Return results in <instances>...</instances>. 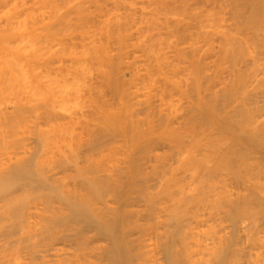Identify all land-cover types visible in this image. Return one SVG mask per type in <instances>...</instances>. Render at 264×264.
<instances>
[{
	"label": "bare ground",
	"instance_id": "bare-ground-1",
	"mask_svg": "<svg viewBox=\"0 0 264 264\" xmlns=\"http://www.w3.org/2000/svg\"><path fill=\"white\" fill-rule=\"evenodd\" d=\"M58 1H60V4L57 3ZM90 1L92 0H0V264H264V157H261L262 155L264 156V152L261 156L258 154L253 155L254 152L251 151L252 148H250V145L247 148V144L249 143L244 144V142L241 143L242 141L240 140L241 145L244 144L242 147L239 140H236L241 138L239 136L235 139V143L238 144V146L240 145L241 148L235 145V143H232L233 145L229 142L225 143L230 144L231 146H229V148L232 149L238 147L234 149H240L239 151H243L245 148V152L243 151V153H246V156L243 154L244 157L242 154L241 157L237 150V154L235 153V150H233V152L231 150H226L227 153H224V149L222 148L221 151L224 154H221L222 152H219L221 148L218 150L216 148L209 150L205 145L193 144L196 145V147L201 146L203 148L196 153L193 152L194 150H191L194 148H191L190 144L192 140L190 139V147H188L189 149H186L185 147L187 146L184 147L185 144L182 145L185 140L186 142L188 141L185 139V135V140L181 142L180 135L179 140L177 137L178 135H176L177 132L173 133L176 130L174 128L177 125L176 121L173 122L176 123V125L174 124V127L170 124V121L175 117H172V114L175 112V108L178 106L177 104L179 102L174 104L175 102H171L173 101L172 99L168 102H162L164 110H168V116L173 110L171 113L172 116H169L170 119L172 118L171 120L166 119L167 115L161 110L155 114L156 118L155 115L152 116V111L154 109H152V103L150 104L151 101L149 102L148 100L151 99L152 96L153 98L154 96L157 97L156 93H153L155 91L154 85L156 82L153 81V77L150 76L152 74L145 73L139 75L140 71L137 72V70L133 73L134 76L135 73H137V76H135L136 81H134L135 78H133L131 79L133 80V82H131L132 84L130 83L134 90H132V92L130 91L132 95L128 91V94L131 96H129V98L127 96L126 98L129 100L131 97L132 102L130 100V102H127L124 97L125 101L124 103H121L123 104L121 108L123 115L122 113H118L122 115L121 117H118L116 113H113V107L112 109L109 108L110 111L107 110L108 107L107 109H102L104 106L93 101V107L95 105L97 109L95 114L97 113L98 115H101L100 117L102 119L99 116L97 117L102 120V124L106 123L108 119L109 122L113 121L112 117L116 116L119 119L116 120V122L119 121L120 123L118 122V124L120 126L122 123L123 127L121 128L124 129V127H126L127 130L132 129L133 132L130 130L128 131L129 134L132 133L133 135V137L127 139L129 140V143L123 139L124 137L122 139L126 143L125 146H123L124 144H121L123 142L122 140L121 143L119 142L122 146L121 148H124L122 149V152L126 153L121 155H125L124 157H119L121 149H118L120 151H117L119 146L118 142L114 143L108 141L109 139L107 140L108 142H104L106 141L105 136H103V134L101 135V132L98 131V128H103L99 125L100 123L97 124L96 122V124L93 125L92 118L89 119L90 116H85V113L83 114L79 111L81 109H78L79 105L80 107L83 105L82 102H78L82 101L81 99H84L83 95L87 93V95L90 96L91 92H94L93 90L96 89L93 88V85L91 87L90 83L89 85L86 83L84 76L87 75V77L85 76L87 79L88 76L91 77V66H93L95 62L100 64L106 57H104L106 46H102V42L100 43L101 46H97L95 44L97 41L94 42L93 40L95 37L93 32L97 27L94 22V26L91 24L93 15L91 13L92 11H88L89 8L87 6L88 2L90 4ZM106 1L112 4V6L110 5L111 7L109 6L110 9L106 10H104L105 8L102 9L103 7L101 8V5L96 4L94 1V5H97L96 8H98V14L103 10V13H106L105 15L100 13L103 16L100 14L98 15L101 17V19H99L101 26V29L99 30L103 31H100L101 34L109 35L110 24L112 23L113 25V23H115L116 25H121L120 23L122 20L126 22L127 26L130 23L128 26L129 29L132 25L131 22L134 23L137 19H140L141 16H144L142 17L144 19L143 22L150 25L153 22L150 20H153L152 17L156 16H154V13L157 14L156 7H152L155 12L154 10H151V6H154V3L152 4L153 0H149L151 3H147L148 0H105V2ZM145 2L149 4H145V6L147 5V8L151 5V9H148L149 11L146 10V7L144 6ZM234 2H236L237 7L235 8V13L239 15L240 12L239 6H237V0H234ZM17 6H19V8ZM183 6L182 8L184 10ZM123 7H127V9L136 8L130 10L132 13H130L131 15H128L129 9H126L127 13H125L124 10L122 11ZM137 7L139 8L138 11ZM17 8L19 10H17ZM159 8H161V6H159ZM168 8L169 7L167 6V10ZM149 12H152V14L150 15ZM145 13H149V17L152 19L147 17L148 15ZM136 14L142 15L137 18ZM166 14L168 15V13ZM157 15H160V13ZM145 17L148 18L150 22L147 21L148 19L146 20ZM165 17L167 18V16H164V18ZM156 18L158 19V17ZM213 20H216V18H213ZM218 20L222 21V19H217V21ZM156 21L154 22L155 24ZM183 22L184 21H182V23ZM124 24L122 25L125 28ZM210 24L213 25L212 23ZM116 25L115 29L117 28ZM92 26L95 28H92ZM140 27L144 28L142 26ZM160 27L162 26H159V28ZM170 27L169 29L171 31ZM120 28L121 26L118 29ZM215 28L217 29V27ZM141 30L147 31L143 29ZM149 31L152 30L150 29ZM159 31H161V29ZM208 31L209 34H211L214 30L211 32L208 29L206 33H208ZM226 31L228 32V30ZM257 31H259L258 34L261 32V36L256 33V35L259 36V43L264 40V23L259 26L255 32ZM97 32L98 31H96V34ZM120 32L121 34L115 38L118 47L125 49L129 43L126 41L128 36H126L125 30L123 31L122 29ZM73 33L78 34L81 39L80 41H82L77 49L78 51L74 46H67L64 41L65 38ZM136 33L138 32L136 31ZM116 34H118V32ZM141 34L138 36H141ZM228 34L229 33H224L226 37H223L224 39L222 38V40H225L226 38V40L229 41L230 37H234H232L233 39L231 38V44H228L229 42L223 44L222 42L224 53L230 52L233 48L232 46H235L236 43L239 42H234L236 39L235 35ZM224 35H221V37ZM260 37L263 38L260 40ZM128 38L130 39V37ZM135 38L136 37H134V40L136 41L138 38ZM237 38L239 37L237 36ZM207 39H205L204 42L207 46H210V39ZM226 40L224 42H227ZM239 40H241L239 43L245 42L242 39ZM156 41L157 40L155 39V42ZM159 41L161 40L159 39ZM108 42L109 41L107 40V43ZM146 43L147 42H145V44ZM150 43L148 47L146 46V50L150 52L153 60L157 63L158 72L160 71V78L164 82L171 84L174 89V85L177 83L172 84V82H176L174 81L176 79L172 80V75L169 76L170 74L167 71L166 72L169 75H166L169 77L165 76L164 73L159 70L160 68H163V62H168L163 59L164 55L162 54V56L158 52L161 51L159 49V47H161L160 42H157L156 44L153 43L156 46L153 45V48H150ZM161 43L164 44L163 42ZM175 43L178 42L175 40ZM175 43L173 44L175 45ZM136 44L137 43H135V45ZM259 44L264 45V41ZM259 44L258 46L261 48ZM174 45H172V47ZM133 46H131V49ZM154 48H156V50H154ZM262 48L261 50L263 51L264 49ZM191 49L193 51V48ZM129 50L127 51L129 52ZM195 50L198 51V47H196ZM148 52L145 53L147 54ZM165 52H167V50ZM150 54H148V56ZM107 55L109 56V54ZM175 55H177V53H175L174 56ZM195 55L197 54L195 53ZM257 55L258 54H256L254 58L256 67L258 63L255 61L256 58H258ZM160 56H162V58ZM180 56H182V59L184 55L181 54ZM241 56H244L241 60L244 62V66L248 63V65H250V62H253V58H248L249 60H246L247 56L242 53ZM120 58L118 57V60H121L123 57ZM145 58H147V56H145ZM239 58H236V60ZM107 59L108 58L106 57L105 60ZM135 59L137 58L135 57ZM112 60L109 59L108 64L116 63L117 66V62L115 60H113V62ZM69 61L71 62L67 64ZM182 61L181 65H183ZM241 61H239L240 64L237 63L240 66L236 65L238 68L235 69L233 68L234 66L232 67V73L236 71V74L240 73L239 70L242 69ZM176 62L173 63L176 64ZM235 62L233 65H235ZM65 64H67V66ZM194 64H196V62L193 63V65ZM259 64L260 63H258V65ZM189 65L192 64L190 63ZM201 65L202 63L200 66ZM255 65L254 68L257 70ZM197 66L199 65L197 64ZM259 66H261V64ZM142 67L145 68L144 65ZM193 67H196V65ZM246 67L249 68L246 65L243 67V70ZM247 68L244 73L241 71L240 77L237 75L240 82L237 81L238 79H232L235 76L234 74V76L232 75L233 77L231 76V80H235L239 82V84L236 83L237 86L235 89H231L233 92L229 95H232V98H234L233 95L237 97L235 92L236 94L239 93L242 95L239 96L238 94V100H236V102L233 101L234 103L230 104L232 106L229 105L230 108L227 106L228 109H224L225 111L227 110L224 113L230 112L227 115L229 117L228 121L233 120V123H230L238 126V128H240L239 125L241 126V123L239 122L240 124L238 123L239 125H237L235 122L236 118L238 122L242 120L243 116V120L245 121L244 114H246V120L249 117L248 121H245V123L242 124L244 127L249 126V124L250 127H252V123L259 124L262 122L257 120L256 117L259 118L264 113V91L261 87L259 88V86L256 87V85H253V82H255L254 80H252V85L255 86V89L258 91L254 89L249 90V88H251L249 85L251 83V78H255L259 71L260 73H262V71L257 70L258 72H256L254 68L251 67L253 69L252 72L251 68ZM117 69L118 68H116V71ZM148 69L149 68H147V70ZM164 69L165 68L162 70ZM199 69L191 71L196 73ZM95 70L99 71L101 69L95 68ZM139 70L141 69L139 68ZM147 70L145 71L147 72ZM202 70H204V68H202ZM246 70L248 71L246 72ZM111 71L110 74L109 71L107 74L112 77L114 84V70L112 71L113 76ZM119 71L121 72V70L118 69V72ZM168 71L170 72V70ZM189 71L186 73L189 77H192L191 71L190 74ZM179 72L180 71L178 70L177 73ZM245 72L246 74H248V72L252 73L250 76H248L249 74L246 76ZM254 72L257 74L255 75ZM117 73H115V76ZM203 73L204 71L202 72V75L200 71L196 74L193 73L192 78L197 77V74L198 78L206 76V73ZM253 73L254 75L251 77ZM262 74H260L262 76L261 80L264 79V74ZM104 75H106V73ZM178 75L180 77L181 74ZM110 76L107 77L111 79ZM176 76L177 75H175V77ZM183 77L185 76H182V78ZM116 78L118 79V77ZM206 78L207 77H203L201 81ZM234 78H236V76ZM179 80H181V78ZM197 80L200 81V79ZM197 80L195 81L198 82ZM105 81L107 80L104 79V82ZM111 82L112 81L109 83ZM128 82L127 84H129ZM187 82L189 81L187 80ZM247 83L250 86L249 88L248 85H246ZM117 84L118 83L114 85ZM182 86L183 85L181 84V88ZM193 86L195 89L198 87L197 93L200 94L201 92L198 89L199 87H202V85L197 87L196 85ZM234 86L232 85L230 87ZM261 86H263V83ZM160 88L162 90V87ZM99 89L100 88H98V91ZM116 89H118V87ZM126 89L123 87L122 90L125 91L124 93H126ZM175 89H178V86ZM122 90L121 94L123 93ZM226 90L227 89L224 91L220 90L222 92L221 95H223V92L227 95L230 89L227 93ZM112 91H114L113 88ZM194 91L192 92L194 93ZM172 92L175 94L174 90ZM176 92L179 93L178 91ZM98 93L100 94V92ZM159 93L161 94V91ZM159 93L157 95H160ZM183 93H186L185 95L183 94V97H186L187 92L183 91ZM197 93L196 95H198ZM202 93L204 94V92ZM219 93L220 92H218V94ZM126 94H123V96ZM203 94L201 95L203 96ZM225 94L224 97L226 96ZM213 95L215 96L216 94ZM161 96L158 97L161 98ZM173 96L178 97L172 95V98ZM204 96L206 95L204 94ZM220 96L216 99H219ZM117 97L120 96L118 95ZM139 97H143L144 99L141 101ZM224 97L222 96L220 100ZM239 97H242L241 100ZM180 98L182 97H179V99ZM201 98L202 97H200V99ZM158 99H156V102L160 101L161 104L163 99L157 101ZM188 99L189 100L186 101H188L189 106L191 104L189 103V101H191L190 96ZM216 99L214 102H216ZM181 100L182 99H180V101ZM220 100H217L218 103L223 101ZM74 101H76L78 105H76V102ZM83 102H85V99ZM223 102L226 103L225 100ZM69 103L73 106L74 111L77 110L76 112H71L73 111L72 107L70 109L71 111L68 110L70 106L66 108ZM197 103L192 106H197ZM72 104L75 105V108L78 107L75 109ZM173 104L177 106L173 108ZM222 104L223 103L221 102V107ZM209 105L211 106V104ZM209 105L205 107V113H207L208 110L207 114L210 113V116H212L210 118L214 117V119H216L215 117L219 114H216V116L214 111L212 113V108L211 110L208 108ZM91 106L90 108H92ZM170 109L172 110L170 111ZM82 110L84 109H81V111ZM198 110L200 111V109ZM201 110L204 111V109ZM162 112L165 114L166 118L164 117V119H166L167 122L163 120L164 114ZM93 113L94 112L92 111L91 114L94 116L95 114ZM153 113H155V110ZM159 113L163 115H158ZM241 113H243L242 116ZM239 114L241 118L239 117ZM92 115L91 117H93ZM225 117L226 116H224V118ZM238 118H240V120ZM110 119L112 120L110 121ZM206 119L204 118V120ZM254 119L256 120L255 122H253ZM217 120H219L218 117ZM219 121L221 122L222 120ZM219 121H217V123ZM116 122H112V124L117 125ZM247 122L248 125L246 124ZM230 123L228 125H230ZM223 124H220L222 128H220V126L219 128L222 132L228 131L226 129L228 128L226 127L227 125L224 124V127ZM128 126L130 128H128ZM112 127H115L116 129V126L112 125ZM172 127L174 129L171 130L170 128ZM254 127H257V125H254L253 128ZM262 127L257 128L260 130ZM157 128H160V133L157 131ZM247 128L250 129L249 127ZM123 129H121V131ZM185 129H187V127ZM248 129H245V131ZM250 130L252 133L253 129ZM258 130L256 131L257 133H254L255 137H259L260 139L262 136L260 142L264 143V133H262L263 135L257 136L261 131L263 132L264 127L260 133H258ZM246 132H248L247 135H250L249 137L254 135L250 134L249 130ZM102 133H104V131ZM123 133L122 135L125 134ZM129 134H127V136H129ZM210 134L212 133H209V135ZM111 135L106 136L110 138ZM120 135L116 136L119 137ZM172 135L174 137L176 136V139H174ZM100 136H102L103 141ZM192 137L196 138L194 136ZM224 137L227 138L226 135H224ZM204 138H202V140ZM210 138L211 136H208V141H210ZM216 138L213 139L216 140ZM221 138H223V136ZM228 138L230 140L231 137ZM251 138L253 139V136ZM259 139H257V141H259ZM175 140L179 142L176 143L174 142ZM170 141L174 142V145ZM110 142L113 145H110ZM220 142L222 143V141ZM116 143H118L117 147L114 145ZM170 143L173 147L172 145L170 146ZM175 144H177L178 148H176ZM179 147L185 150L181 151ZM224 147L226 149V146ZM261 147L260 149L262 150ZM113 149L114 152H110ZM115 149L117 153L119 152L117 154L118 156L115 155ZM134 149L137 151H134ZM254 149L255 148H253V150ZM129 150H131V152ZM249 150L250 154L248 153ZM261 150H258L259 153H261ZM229 151L235 154L231 155V153H228ZM109 153L113 154V156ZM227 154L231 156H228ZM117 190L118 194L116 193ZM119 190L121 193H119Z\"/></svg>",
	"mask_w": 264,
	"mask_h": 264
},
{
	"label": "rangeland",
	"instance_id": "rangeland-1",
	"mask_svg": "<svg viewBox=\"0 0 264 264\" xmlns=\"http://www.w3.org/2000/svg\"><path fill=\"white\" fill-rule=\"evenodd\" d=\"M93 1V2H92ZM92 1H90V4H89V2H88V4H87V6H88V8L90 9H88V11L89 12H91L92 13V25L94 26V24H95V26L97 27L96 29H94V32H93V34H94V38H93V40H94V42L95 41H97L98 42V44H97V42L95 43L97 46H106V48H105V54H104V57L106 56L108 59L107 60H105V58H104V61L102 62L101 61V63L99 64V63H97V62H93L94 64H93V66H91V69L92 70H90L91 72V77H89L88 76V79L86 78L87 77V75H85L84 76V79H86V83H88V85H89V83L91 84V87H92V85H93V88H96V89H94L93 91L95 92V91H98V88H100L99 89V91L98 92H100V94L98 93V92H91V95L90 96H88L87 95V93H83L82 95H83V97H84V99H85V102H83L84 101V99H81L82 101H79L78 102V100H77V102L78 103H81L82 102V107H84V108H82V107H80V105H79V108L78 109H84V110H82L81 111V109L79 110L81 113H85L84 115L85 116H90L89 117V119L90 118H92V123H93V125L94 124H96V122H97V124H99V125H101L103 128H101L100 126V129L98 128V131H100L101 133V135L103 134V136H105V139H106V141H104V142H108V141H111V142H122L123 141V139L124 140H126L127 142L129 141V140H127V139H129V137L131 138V137H133V135H132V133L131 132H133L132 131V129L130 130V129H126V127H124V129L123 128H121V127H123L122 126V123H121V126L118 124V122L119 121H117L116 122V120H119L118 119V117H121L122 115H123V112H122V105L123 104H121V103H124V101L125 100H127L126 98H127V96H128V98H129V96H131L132 94L130 93V91L132 92V90H134V88L132 87V85H130V83L131 82H133V80H131V79H133V78H135V76H137V73H135V76H134V71L136 72V70H137V72H139V75L141 74V75H143V74H145V73H147V74H152V75H150V76H152L153 77V81H155L154 83H155V91L153 92L154 94L156 93V96L158 97V96H161V98H159V99H163L162 101H161V104H160V101H159V99L157 98V97H155L154 96V98H153V96L151 97V99H149L148 101L150 102V104L152 103V109H154L155 110V113H153L154 112V110L152 111V109H151V111H152V116L153 115H155V114H157L158 113V111L159 110H161V111H163L166 115H167V111L168 110H164V106L162 105V102H168V101H170L171 99L173 100V101H171V102H175L174 104H176V102L178 103L176 106L173 104V108H177V110H176V108H175V112H177V113H173L172 115H171V113H172V109H170V111H171V113H170V117L172 116V117H174L175 118V120H174V118L171 120L170 118H169V116L167 115V118H166V116H165V114L163 115V114H161V113H159L158 115H163V120H165V122H167V120L166 119H169V120H171L170 121V124L171 125H173V127H174V124L176 125V123H177V125H176V127H174L176 130L173 132V133H175V132H177V134L176 135H178L177 137H178V139L180 140V137H181V142H183L185 139H187L188 141L186 142V140L183 142V144L182 145H184V147L185 146H187V147H185L186 149H189L188 147H190V145H191V148H194V149H191V150H194L193 152H196L197 153V151H200V150H202L203 148L200 146V147H196V145H199V144H201V145H205V147H207L209 150H212V149H219V148H221L220 149V153L222 152L221 150H222V148L224 149V153H227L226 152V150L228 151V150H231L232 152H233V150H235V153H236V150L237 149H234V148H241L240 147V145H241V143H243L244 142V144H247V143H249V144H247L248 146H247V148L249 147V145H250V148H252L251 149V151H253L252 153H253V155L255 154V155H260L261 156V154L264 152L263 150V148L264 147H261V146H264V143H263V145H262V143L260 142L261 141V138H262V136L260 137V139H259V137H255V134L254 133H257L256 131L258 130V128L257 127H264V125H263V122H264V113L259 117V118H257L256 117V119L257 120H260V121H262L261 123H259V124H257V123H252V124H254L255 126L257 125V127H254L253 128V126L254 125H252L251 124V126L252 127H250V124H249V126H246V127H244V123H245V121H248V118H247V120H246V114H244V117H245V121L243 120L244 118H243V113H241V116H242V122L241 121H238L237 122V118L235 119L236 121V124L237 125H239L240 123H241V126L239 125V127L240 128H238V126H235L234 124H232L233 123V120H231V121H228L229 119V117L227 116L230 112H227V113H224V112H226L224 109H228V107L227 106H229L230 104H233L234 102H236V100H238V94H236V92H235V95L237 96V97H235L234 95H233V97L234 98H232V95L230 96L229 94H232V92L233 91H231V89L232 88H234L235 89V87L237 86V84H239V80L240 79H238V76L237 75H239V77H240V73H241V71H243V73H244V71H245V69L247 68H245L244 70H243V67H245L246 65L249 67V68H251V67H253L254 68V65H255V62H254V58H255V56H256V54H258L257 56H258V58H256V60L255 61H257L258 63H260L261 64V66H259L258 65V63H257V67H256V65H255V67H256V69L257 70H261L262 71V73L264 74V71H263V67H264V50L262 51L261 50V48L262 47H264V45L263 44H259L260 42H263L264 40H262V41H260L259 43H258V38H259V36H261L260 35V33L258 34V32L259 31H257V32H255L256 31V29H258V27L259 26H261L263 23H264V0H237V6H239V15L238 14H236L235 13V8H237L236 7V2H234V0H183V2H182V0H158V1H156V0H153L152 1V4L154 3V6L152 5H150L151 6V8L152 7H156V12H157V14H159L160 13V15H157L156 13H154V16L155 17H152L153 18V20H150V21H153L150 25L148 24V23H145V22H143L144 21V19L142 18V17H144V16H141V15H137V18H139L140 16H141V18L140 19H137L134 15H132V16H134L136 19H137V21H135L134 23H132L131 21V26H130V28L128 29V26L130 25V23H129V25L127 26V24H126V22H124L123 20H122V22L120 23L121 25H119V24H115V23H113V25H112V23L110 24L111 26H110V31H109V35L108 34H101L100 33V31L101 32H103L102 30H99V29H101V26H100V23H99V19H101V17H99L98 15L100 14V13H102L103 15H105L106 13H103L104 12V10H106V9H110V7L112 6V4H110V2H105V0L103 1V0H92ZM96 2V4H99V5H101V8L102 9H104L102 12H99V14H98V8H96L97 7V5H94V3ZM99 1V2H98ZM151 1V0H150ZM160 1V2H159ZM162 1V2H161ZM164 1V2H163ZM27 2V1H26ZM149 2V0L147 1V3ZM159 2V3H158ZM167 2V3H166ZM181 2H182V4H181ZM186 2V3H185ZM58 4H60V1H58L57 2ZM146 2L144 3V6H145V4H147ZM149 3H151V2H149ZM158 3V4H157ZM28 4V3H27ZM102 4H103V6H102ZM19 5V4H18ZM111 5V6H110ZM147 5H149V4H147ZM146 5V6H147ZM156 5V6H155ZM164 5V6H163ZM170 5V6H169ZM181 5V6H180ZM184 5V6H183ZM110 6V7H109ZM145 6V7H146ZM150 6H148V8L146 7V10H148L149 8H150ZM159 6H161V8H159ZM167 6L170 8V12H169V8H168V10H167ZM180 6V7H179ZM182 6L184 7V10H183V8H182ZM18 8H19V6H17ZM166 7V8H165ZM17 8V10H19ZM124 8V7H123ZM122 8V11L124 10L125 11V13H127V10L129 9V13H128V15L130 14V13H132V12H130V10H132V9H134V8H136V7H134V8H132V9H130V8H128L127 9V7L126 8H124L123 9ZM150 8V9H151ZM157 8H159V9H157ZM127 9V10H126ZM138 7H137V11H138ZM151 10H154V8H152ZM157 10H159V11H162V12H159V11H157ZM136 11V12H137ZM149 11V10H148ZM167 11V12H166ZM93 12H94V14H93ZM135 12V13H136ZM140 12V11H139ZM154 12H155V10H154ZM159 12V13H158ZM168 13V15L166 14V13ZM61 13V12H60ZM90 13V14H91ZM123 14H125L124 12H122ZM133 13H134V11H133ZM150 13V15L152 14V12H149ZM149 13L148 14H146V15H148L147 17H149ZM161 13H162V16H161ZM102 14H100V15H102ZM145 14H143V15H145ZM166 14V15H165ZM169 14H170V16H169ZM179 15V17H178V15ZM253 14H254V16H253ZM102 15V16H103ZM127 15V14H126ZM126 15H125V17H126ZM127 15V16H128ZM131 15V14H130ZM145 15V16H146ZM172 15V16H171ZM174 15V16H173ZM97 18H96V17ZM139 16V17H138ZM164 16H167V18L165 17L164 18ZM124 17V18H125ZM129 17V16H128ZM156 17H158V19L156 18ZM159 17H161V18H159ZM173 17V18H172ZM218 17V18H217ZM94 18V19H93ZM96 18V19H95ZM130 18H131V16H130ZM129 18V19H130ZM146 18V17H145ZM150 18V17H149ZM152 18H150V19H152ZM213 18L215 19L216 18V20H213ZM129 19H127V20H129ZM135 19V20H136ZM143 19V20H142ZM148 18H146V20H147ZM161 19V20H160ZM169 19H170V21H169ZM209 19V20H208ZM217 19H222V21L221 20H218L217 21ZM95 20V21H94ZM131 20V19H130ZM142 20V21H141ZM157 20V21H156ZM168 20V21H167ZM224 20V21H223ZM147 21H149V19L147 20ZM149 21V22H150ZM156 21V24L154 23ZM159 21V22H158ZM162 21V22H161ZM164 21H165V23H164ZM167 21V22H166ZM173 21V22H172ZM182 21H184L183 23H182ZM216 21H217V23H218V25H217V23H216ZM93 22H94V24H93ZM129 22V21H128ZM161 22V23H160ZM173 24L174 22V24H173V27H172V24ZM125 23V24H124ZM136 23V24H135ZM154 23V24H153ZM164 23V24H163ZM177 23V24H176ZM210 23H212L213 25H211ZM223 23V24H222ZM122 24H124L125 25V28L123 27V25ZM135 24V25H134ZM139 24V25H138ZM147 24V25H146ZM171 24V25H170ZM186 24V25H185ZM220 24V25H219ZM98 25V26H97ZM115 25H116V29H115ZM134 25V26H133ZM138 25V26H137ZM157 25V26H156ZM167 25V26H166ZM171 27H170V26ZM176 25V26H175ZM178 25V26H177ZM183 25V26H182ZM222 25V26H221ZM92 26V28H95V27H93ZM100 26V27H99ZM113 26V27H112ZM121 26V28L120 29H118L119 27ZM139 27V28H137V27ZM140 26H142V27H144V28H141ZM147 27V29H146V27ZM155 27V28H153V27ZM159 26H162V27H160L159 28ZM171 28V31H170V29H169V27ZM209 26V27H208ZM218 26H220V27H218ZM135 27V28H134ZM157 27V28H156ZM175 27V28H174ZM215 27H217V29L215 28ZM134 28V29H133ZM164 28V29H163ZM169 30H168V29ZM211 28H215V29H211ZM219 28V29H218ZM221 28V29H220ZM98 29V30H97ZM122 29H123V31L125 30V34H126V36H128V37H130V39L127 37V39H126V41L127 42H129L128 44H127V47L125 48V49H121L120 47H118V44H117V41H116V38L118 37V35L119 34H121V32L120 31H122ZM138 29H140V30H138ZM141 29H143V30H147V31H142ZM152 30V31H149V30ZM157 29H161V31H159V30H157ZM173 29V30H172ZM210 30L211 32H212V30H214L211 34H209V31H208V33H206V31L207 30ZM98 31L97 32V34H96V31ZM114 30V31H113ZM128 30V31H127ZM134 30V31H133ZM168 30V31H167ZM226 30H228V32L226 31ZM136 31L139 33H136ZM150 32V34H149V32ZM158 33H157V32ZM175 31V32H174ZM230 31V32H229ZM232 31V32H231ZM118 32V34H116ZM131 32V33H130ZM163 32V33H162ZM166 32V33H165ZM168 32H170V33H168ZM218 32H219V34H218ZM229 33L228 35H235V37H236V39H235V43L236 42H240L241 40H239V39H242V40H244L245 42H241V43H236V45L235 46H232L233 48L231 49V51L230 52H228V53H224L223 52V49H222V45L223 44H226V43H228V44H231V41H232V37H234V36H232V37H230L229 38V41L228 40H226V38H225V40L227 41V42H224L225 40H222V38L223 37H226V35H224V33L225 34H227V33ZM264 32V31H263ZM112 33V34H111ZM133 33V34H132ZM145 34V35H142V34ZM154 33V34H153ZM162 33V34H161ZM256 33L259 35V36H257L256 35ZM116 34V35H115ZM127 34H129V35H127ZM137 34V35H136ZM141 34V36H138V35H140ZM147 34H149V35H147ZM159 34H160V36H159ZM164 34V35H163ZM178 34V35H177ZM136 37V38H138L136 41H140L139 43L138 42H136L135 40H134V37ZM136 35V36H135ZM153 35H155V36H153ZM170 37H169V36ZM172 35V36H171ZM221 35H224V36H222L221 37ZM138 36V37H137ZM150 36V37H149ZM157 36H158V38H157ZM179 36V37H178ZM237 36L239 37V38H237ZM257 36V37H256ZM116 37V38H115ZM145 37V38H144ZM152 37V38H151ZM155 37V38H154ZM172 37V38H171ZM181 37V38H180ZM183 37V38H182ZM204 37H205V39H207V38H209L210 40V46H207L206 44H205V42H204ZM131 38H132V40H131ZM135 38V39H136ZM170 38V39H169ZM174 38H175V40H176V42H178V43H175V40H174ZM232 38V39H231ZM263 37H260V40L262 39ZM143 39H144V41H143ZM146 39V40H145ZM150 39V40H149ZM154 39V40H153ZM155 39L157 40L156 42H155ZM159 39L161 40V41H159ZM169 39V40H168ZM182 39V40H181ZM204 39V40H203ZM224 39V38H223ZM228 39V38H227ZM81 39H80V36L78 35V34H76V33H73V34H70L67 38H65V42H66V45L67 46H74V48L77 50L78 48H79V46H80V42H82V41H80ZM107 40L109 41L108 43H107ZM130 40V41H129ZM151 40H153V41H151ZM163 40H165V41H163ZM168 40V41H167ZM170 40H172V41H170ZM208 40V39H207ZM103 41H104V43H103ZM135 41V42H134ZM149 41V42H148ZM102 42V44L100 45V43ZM142 42H143V44H142ZM145 42H147L146 44H145ZM152 44H151V43ZM157 42H160V44H161V47H159V49L161 50V51H158L159 53H160V55H166L165 56V58H164V56H163V59H165L166 61H168L167 63H165V62H163V68H165L164 70H162L163 68H160L159 70H161V72L162 73H164V75L165 76H168L169 74V76H171L172 75V80L173 79H176V80H174V81H176V82H172V84H174V83H177V84H179V85H174L175 86V88L178 86V89H173V87L171 86V84H169V83H167V82H164L161 78H160V76H159V72H158V67H157V63L153 60V57L151 56V54H150V52H148L147 50H146V48L148 47V45H149V43H150V45L152 46H150V48H153V45L154 44H156ZM161 42H163L164 44H162ZM170 42H171V44H170ZM175 43V45L173 44V43ZM222 42H223V44H222ZM110 43V44H109ZM134 43V44H133ZM135 43H137L136 45H135ZM154 43V44H153ZM181 43V44H180ZM107 44V45H106ZM167 44V45H166ZM227 44V45H228ZM234 44V43H233ZM232 44V45H233ZM258 44L261 46V48L258 46ZM109 45V46H108ZM133 45H135V46H133ZM138 45H139V48L141 49V50H144V51H141L139 48H138ZM142 45V46H141ZM163 45V46H162ZM172 45H174L173 47H172ZM177 45H179V46H177ZM263 45V46H262ZM131 46H133V48L131 49ZM144 46V47H143ZM147 46V47H146ZM155 46V45H154ZM166 46H167V49H166ZM142 47V48H141ZM156 47V46H155ZM170 47V48H169ZM181 47V48H180ZM196 47H198V51H196L195 50V48ZM108 48H109V51H108ZM119 48H120V50H119ZM144 48V49H143ZM162 48V49H161ZM178 48V49H177ZM191 48H193V51H192V49ZM130 49V50H129ZM136 49V50H135ZM177 50V52H176V50ZM179 49H180V52H179ZM262 49H264V48H262ZM80 50V49H79ZM122 50H123V52H122ZM127 50H129V52L127 51ZM146 50V51H145ZM149 50V49H148ZM154 50H156V48H154ZM167 50V52H165ZM172 50V51H171ZM183 50V51H182ZM78 51V50H77ZM119 51H121V52H119ZM127 51V52H126ZM135 51H137V52H135ZM141 51V52H140ZM162 51H164V52H162ZM173 51H174V54L175 53H177V55H175L174 56V54H173ZM243 51V52H242ZM117 52V53H116ZM138 52H139V54H138ZM143 52V53H142ZM145 52H148L147 54L145 53ZM179 52V53H178ZM192 52V53H191ZM121 54V56H120V54ZM124 53H125V55H124ZM186 53V54H185ZM195 53L197 54V55H195ZM238 53H239V55H238ZM241 53L243 54V55H245V56H247L246 58H244V59H246V60H249V59H252L253 60V62L251 63L250 62V65H248V64H246L245 66L243 65V63L244 62H242L241 60L243 59V57L241 56ZM245 53V54H244ZM107 54H109V56L107 55ZM138 54V55H137ZM148 54H150L149 56H148ZM178 54H182V55H184L183 56V58H184V60H185V58H186V63H185V61L183 60V58L181 59V57L182 56H180V55H178ZM189 54H190V56H189ZM193 54V55H192ZM119 55V56H118ZM137 55V56H136ZM147 56V58H145V56ZM186 55V56H185ZM115 56V57H114ZM141 56V57H140ZM143 56V57H142ZM162 56H160L161 58H162ZM188 56H189V58H188ZM238 56V57H237ZM111 57V58H110ZM113 57V58H112ZM118 57L122 60H118ZM135 57L137 58V59H135ZM152 57V58H151ZM168 59H167V58ZM178 57V58H177ZM241 59H240V58ZM117 58V59H116ZM139 58V59H138ZM141 58V59H140ZM176 58V59H175ZM191 58V59H190ZM194 60H193V59ZM197 58V59H196ZM236 58H239V59H237L236 60ZM249 58V59H248ZM109 59H113V60H115L116 62H117V66H116V63H112V64H108L109 63ZM134 59H135V61H134ZM146 61H145V60ZM181 59V60H180ZM196 59V60H195ZM103 60V59H102ZM112 60V61H113ZM149 60V61H148ZM151 60V61H150ZM174 60V61H173ZM177 62H176V61ZM184 62H183V61ZM189 62H188V61ZM235 60H236V62H235ZM108 61V62H107ZM132 61H134V62H132ZM138 61H139V63H138ZM145 61V62H144ZM148 61V62H147ZM154 61V62H153ZM170 61H172V62H170ZM181 61H182V63H183V65H181ZM195 63L196 62V64H194V65H196V67H198V68H196V67H193L194 65H193V63ZM195 61V62H194ZM239 61H241L242 62V69L241 70H239L240 71V73L239 74H236L237 73V71L235 70L236 68H238V66H240V65H238L237 63H239ZM244 61V60H243ZM71 61H69L68 63L67 62H65V63H67V64H69ZM114 62V61H113ZM119 62V63H118ZM121 62V63H120ZM123 62V63H122ZM133 64H132V63ZM142 62V63H141ZM144 62V63H143ZM173 62H176V64L175 63H173ZM234 62H235V65H233L234 64ZM97 63V64H96ZM145 63H147V64H145ZM153 63V64H152ZM192 64V65H189V64ZM202 63V67L200 66V64ZM205 63V64H204ZM67 64H65L66 66H67ZM108 64V65H107ZM122 64V65H121ZM135 64V65H134ZM145 66V68H143L142 66L143 65ZM155 64H156V67H155ZM162 64V63H161ZM165 64H167V65H165ZM175 64V65H174ZM197 64L199 65V66H197ZM240 64V63H239ZM251 64H253V65H251ZM92 65V64H91ZM96 67H95V66ZM110 65V66H109ZM121 65V66H120ZM152 67H151V66ZM170 65V66H169ZM177 65H178V67H177ZM185 65V66H184ZM236 65H238V66H236ZM98 66V67H97ZM107 66V67H106ZM112 66V67H111ZM136 66H137V68H136ZM148 66V67H147ZM153 66H154V68H153ZM172 66V67H171ZM183 66V67H182ZM234 66V67H233ZM151 67V68H150ZM168 67V68H167ZM180 67H182V68H180ZM191 67H193V68H191ZM232 67L233 68H235L234 70L236 71V72H234V73H232L233 72V69H232ZM262 67V68H261ZM95 68L96 69H101V70H95ZM113 68V69H112ZM115 68V69H114ZM116 68H118L119 70H121V72L119 71L118 72V69H117V71H116ZM139 68L141 69V70H139ZM147 68H149L148 70H147ZM155 68H156V71H155ZM177 68H178V70L181 72H179V73H177L178 72V70H177ZM201 70H200V69ZM202 68H204V70H202ZM249 68H247V69H249ZM261 68V69H260ZM144 69V70H143ZM154 69V70H153ZM194 69H199V70H197L198 72L200 71V73H201V75H202V72L204 71V73H206L205 75L206 76H202L201 78L199 77L198 78V74L196 75L197 77H195V78H192L193 77V73L194 74H196V73H198L197 71H196V73L195 72H192ZM231 69H232V72H231ZM252 69V68H251ZM250 69V70H251ZM107 70V71H106ZM113 71L114 73V77L116 78V77H118V79L116 78H114V84H116V83H118L117 85H114L113 84V79H112V77L110 76V75H108L107 73H108V71H109V74H110V71ZM145 70H147V72L145 71ZM151 70V71H150ZM168 70H170V72L168 71ZM182 70V71H181ZM191 71V74H192V77H189L188 76V74L186 73V72H188V71ZM254 70H255V68H254ZM257 70H255L256 72H258ZM92 71H94V72H92ZM112 71H111V74H112ZM145 71V72H144ZM155 71V75L153 74V72ZM169 73H167V72ZM175 71V72H174ZM190 71H189V74H190ZM248 70H246V72H247ZM252 72H253V69L251 70ZM118 72V73H117ZM132 72V73H131ZM173 72V73H172ZM246 72H245V74H246ZM251 72V73H252ZM106 73V75L107 76H110L111 77V79L110 78H108L106 75H104ZM115 73H117L116 74V76H115ZM121 73V74H120ZM157 73V74H156ZM184 75H183V74ZM203 73V74H204ZM243 73H242V75H243ZM251 73H249L248 72V74H246V76L248 75V76H250V74ZM255 73V72H254ZM254 73L252 74V76L251 77H253V75H254ZM262 73H260V71H259V76H258V74L257 73H255V75H256V80H255V78L253 79V78H251V80H250V86H251V88H249L250 86L248 85V83H249V81H248V83L246 84V85H248V88H249V90L250 89H254V90H256V91H258L257 89H255V86H253V85H256V87L257 86H259V88L261 87V89L264 91V79L263 80H261V78H262V76L260 75V74H262ZM95 74V75H94ZM113 74H112V76H113ZM166 74H168V75H166ZM178 74H181L180 75V77H179V75ZM236 76V78H234L235 76ZM262 74V75H263ZM129 75V76H128ZM175 75H177L176 77H175ZM234 77H233V76ZM106 76V77H105ZM130 76H131V78H130ZM133 76V77H132ZM168 76V77H169ZM182 76H185V77H183L182 78ZM233 78H232V77ZM244 76V75H243ZM126 77H127V79H126ZM160 79H159V78ZM188 77V78H187ZM203 77H207L206 79H204V80H202V81H204V82H202L201 81V79H203ZM263 77H264V75H263ZM90 78H92V79H90ZM94 78V79H93ZM105 80H107V81H105L104 82V79ZM156 78H158L159 80H160V83H159V80L158 79H156ZM177 78H181V80H179V79H177ZM200 79V81H198L197 79ZM231 78L232 79H238L237 81H239V82H237V81H235V80H231ZM241 78H242V76H241ZM248 78V77H247ZM184 79V80H183ZM185 79H187L189 82H187V80H185ZM89 80V81H88ZM112 81L111 83H109L110 81ZM127 80V81H126ZM158 82H157V81ZM195 80H197L198 82H196ZM252 80H254L255 82H253ZM92 81V82H91ZM128 81H130V82H128ZM134 81H136V78L134 79ZM171 81V80H170ZM177 81H179V82H177ZM183 81V82H182ZM190 81H192V82H190ZM233 81H234V84H233ZM104 82V83H103ZM122 82H124V83H122ZM127 82L129 83V84H127ZM162 82V83H161ZM182 82V83H181ZM252 82H253V85H252ZM95 83V84H94ZM106 83H108V84H106ZM122 83V84H121ZM165 83V84H164ZM187 83V84H186ZM204 85H203V84ZM208 83V84H207ZM237 83V84H236ZM257 83V84H256ZM259 83H260V85H259ZM263 83V86H261V84ZM120 84V85H119ZM132 84V83H131ZM161 86H160V85ZM181 84L183 85L182 86V88H181ZM198 84V85H197ZM95 85V86H94ZM122 85H123V87H124V89H126L127 87V89H126V93H124L125 91H123L122 89H123V87H122ZM128 85V86H127ZM167 85V86H166ZM193 85H196V87L197 86H201L202 85V87H199V89L198 90H200V94H198L197 93V88L195 89V87L193 86ZM207 85V86H206ZM234 86V87H230V86ZM110 86V87H109ZM114 86V87H113ZM115 86H116V88L118 87V89H116L115 88ZM130 86V87H129ZM165 86V87H164ZM171 88H170V87ZM239 86V85H238ZM254 88H253V87ZM122 87V88H121ZM159 87V88H158ZM160 87H162V90H161V88ZM164 87V88H163ZM169 89H168V88ZM183 87H184V90H183ZM191 87V88H190ZM205 87V88H204ZM230 87V88H229ZM263 87V88H262ZM110 88V89H109ZM112 88H113V90L114 91H112ZM115 88V89H114ZM131 88H133V89H131ZM157 88V89H156ZM189 88V89H188ZM193 88V89H192ZM200 88H202V89H200ZM208 88V89H207ZM247 88V89H248ZM258 88V89H259ZM120 89V90H119ZM167 89V90H166ZM172 89V90H171ZM186 89H188V90H186ZM194 89H195V91H196V93L198 94V95H196V93H195V91H194ZM225 89H227L226 90V93H227V91H228V93H227V95L223 92V95H221V91H224ZM260 89V90H261ZM101 90V91H100ZM121 90H122V94H121ZM159 90V91H158ZM168 90H169V92H168ZM175 91V94H174V92H172V91ZM201 90H203V91H201ZM205 90V91H204ZM221 90V91H220ZM128 91H129V93L131 94V95H129L128 94ZM161 91V94L159 93ZM164 91V92H163ZM171 91V92H170ZM176 91H178L179 93H177ZM183 91L185 92H187V95H186V97L184 96L183 97V94L185 95L186 93H183ZM192 91H194V93L192 92ZM217 91V92H216ZM236 91V90H235ZM237 91H238V87H237ZM85 92V91H84ZM117 92H120V93H117ZM160 94V95H157L158 93ZM182 92V93H181ZM202 92H204V94L206 95V96H204V94L202 93ZM218 92H220L219 94H218ZM231 92V93H230ZM241 92V91H240ZM251 92H253V91H251ZM116 93V94H115ZM163 93V94H162ZM167 93V94H166ZM171 93H173V94H171ZM210 95H209V94ZM242 93V92H241ZM120 96V97H117L118 95ZM123 94H126V95H124L123 96ZM169 94V95H168ZM178 94V95H177ZM181 94V95H180ZM191 94H193V95H191ZM195 94V95H194ZM201 94H203V96L201 95ZM213 94H216L215 96H216V98L217 97H219L220 95V98L223 96L224 97V94L226 95L224 98H222L221 100H225L226 101V103L225 102H223V101H221L220 100V98L219 99H216L215 98V96L213 95ZM95 95H96V98H95ZM172 95H176V96H178V97H174L173 96V98H172ZM190 96V100L192 101H189V103H191L189 106H188V101H186V100H189L188 98H189V96ZM208 95V96H207ZM240 95H242V94H239V96ZM123 98H122V97ZM187 96H188V98H187ZM192 96V97H191ZM216 99V102H214L215 101V99L213 98V97ZM229 96V97H228ZM82 97V98H83ZM89 97V98H88ZM91 97V98H90ZM124 97H125V100H124ZM163 97V98H162ZM179 97H182V98H180V99H182L181 101H180V99H179ZM200 97H202L201 99H200ZM207 97V98H206ZM209 97V98H208ZM227 97V98H226ZM165 98H167V99H165ZM170 98V99H169ZM176 98V99H175ZM185 98V99H184ZM187 98V99H186ZM195 98H196V100H195ZM242 98V97H241ZM241 98L239 97V99L241 100ZM92 99V100H91ZM118 99H121V100H118ZM123 99V100H122ZM139 99H141V101L144 99L143 97H139ZM156 99H158L157 101H159V102H156ZM165 99V100H164ZM227 99V100H226ZM232 99V100H231ZM234 99V100H233ZM88 100H89V102H88ZM99 102H98V101ZM131 102H132V98L130 97V99H129ZM129 100H127V102H130ZM176 100V101H175ZM179 100V101H178ZM204 100H206V101H204ZM217 100H220L223 104H225V105H223L222 104V107H221V102L220 103H218V101ZM243 100V99H242ZM91 101V102H90ZM95 103H97V104H101L102 106H104V107H102V109H107V107H108V109L107 110H109L110 111V109L109 108H111L112 109V107H113V113L115 114L116 113V115H118V117H116V116H114V117H112L113 118V121H111L112 119H110V121L111 122H109V119H108V123H109V125H108V123L106 122V121H104V122H106L107 123V125H106V123H101V115L99 114H95V112H97V109H96V107H95V105H94V107H93V104H94V102ZM120 101V102H119ZM122 101V102H121ZM201 101V102H200ZM208 101V102H207ZM234 101V102H233ZM74 102H76V101H74ZM77 102H76V105H78L77 104ZM93 102V103H92ZM148 102V103H149ZM170 102V104L172 105V103ZM181 102V103H180ZM183 102V103H182ZM197 102H199V103H197ZM104 103V104H103ZM117 103H118V105H117ZM120 103V104H119ZM196 103H197V106H192V105H196ZM208 103V104H207ZM214 103V104H213ZM149 104V105H150ZM157 104V105H156ZM185 104V105H184ZM187 104V105H186ZM204 104V105H203ZM209 104H211V106L209 105ZM227 104V105H226ZM72 105H74V104H72ZM92 105V106H91ZM106 105V106H105ZM120 105H121V107H120ZM159 105V106H158ZM161 105H162V107H161ZM171 105H170V107H171ZM207 105H209L208 106V108L211 110V108H212V110H211V112L213 113V111H214V114L218 117V119L219 120H222L223 121V123L225 124V125H227L226 127H228V128H226L228 131H229V136H228V131H224V132H222V130L220 129V128H222L221 127V125L220 124H223L222 123V121L220 122L219 120H217V117H215L216 119H214V117L213 118H210V117H212V116H210V113L209 114H207L208 113V110H207V108H206V110H207V113H205V107L207 106ZM217 105V106H216ZM70 106V108H68ZM90 106L92 107V108H90ZM186 106V107H185ZM224 106H226V107H224ZM230 106H232V105H230ZM230 106H229V108H230ZM71 107H72V110H73V106H71L70 105V103H69V105H67V107L66 108H68V110H70L71 109ZM78 107V106H77ZM76 107V108H77ZM150 107H151V105H150ZM157 107V108H156ZM191 107H193V108H191ZM197 109H196V108ZM201 107V108H200ZM204 107V108H203ZM214 107H215V109H214ZM221 107V108H220ZM74 108H75V105H74ZM75 108V109H76ZM159 108V109H158ZM186 108H189V109H186ZM219 108V109H218ZM89 109V110H88ZM94 109V110H93ZM96 109V110H95ZM158 109V110H157ZM163 109V110H162ZM181 109V110H180ZM185 109H186V111H185ZM193 109V110H192ZM198 109H200V111L198 110ZM201 109H204V111L203 110H201ZM221 109V110H220ZM222 109H223V111H222ZM232 109V108H231ZM87 110H88V112H87ZM111 110V111H112ZM119 110V111H118ZM180 110V111H179ZM193 112H192V111ZM195 110V111H194ZM71 111V110H70ZM69 111V112H70ZM77 110H73V111H71V112H76ZM79 111H78V113H79ZM92 111L94 112L93 114H95L94 116L91 114L92 113ZM115 111H117V112H115ZM190 111V112H189ZM215 111H217V112H215ZM220 111H221V114L223 113V114H225V115H221L220 114ZM229 111H230V109H229ZM160 112V111H159ZM189 112V113H188ZM210 112V111H209ZM118 113H122V115H120V114H118ZM87 114V115H86ZM184 114V115H183ZM91 115L93 116V117H91ZM178 115H180V116H178ZM206 115V116H205ZM209 115V116H208ZM97 116H99L100 118H98ZM191 116H193V117H191ZM222 116V117H221ZM224 116H226L225 118H224ZM241 116H240V114H239V117L241 118ZM117 119H116V118ZM164 117L166 118V119H164ZM178 117V118H177ZM206 119V120H204V118ZM238 117V116H237ZM94 118V119H93ZM114 118H115V120H114ZM155 118H156V115H155ZM240 118H238L239 120H240ZM95 119H97V120H95ZM153 119H154V117H153ZM214 119V120H213ZM224 119V120H223ZM262 119V120H261ZM117 123V125L115 124H112V122L113 123H115V122ZM174 121H176V123H173ZM208 121V122H207ZM211 121V122H210ZM217 121H219L218 123H217ZM244 121V122H243ZM256 120L254 119V121L253 122H255ZM259 121V122H260ZM204 122H206V123H208V124H206V123H204ZM230 122H232V123H230ZM240 122V123H239ZM258 122V121H257ZM120 123V122H119ZM168 123H169V121H168ZM184 123V124H183ZM205 125H204V124ZM230 123V125H228ZM239 123V124H238ZM243 123V124H242ZM181 124V125H180ZM183 124V125H182ZM189 124H191V125H189ZM216 124V125H215ZM218 124V125H217ZM224 124H223V126H224ZM247 125H248V122L246 123ZM92 125V126H93ZM106 125V126H105ZM112 125L113 126H116V129H115V127L113 128L112 127ZM163 125V124H162ZM170 125V126H171ZM179 125V126H178ZM261 125V126H260ZM110 126V127H109ZM118 126H120V127H118ZM204 126H206V127H204ZM209 126V127H208ZM219 126H220V128H219ZM108 127V128H107ZM118 127V128H117ZM170 128L171 130L172 129H174V128ZM178 127V128H177ZM187 127V129H185ZM225 127V126H224ZM247 127H249L250 129H253V131H252V133H251V130L250 129H248ZM263 127H262V129H260V130H258V133H260V131L261 130H263ZM110 128H112V129H110ZM120 128V129H119ZM128 128H130L129 126H128ZM184 128V129H183ZM189 128V129H188ZM213 128V129H212ZM216 128H218V129H216ZM248 129L249 130V133L250 134H254V135H251V137L253 136V139L251 138V137H249L250 135H247L248 134V132H246V131H248V130H246L245 131V129ZM104 129V130H103ZM115 129V130H114ZM118 129V130H117ZM121 129H123L122 131H121ZM158 129V128H157ZM160 129V128H159ZM159 129L157 130L159 133L161 132V131H159ZM181 129H182V131H181ZM191 129V130H190ZM224 129V128H223ZM240 129H242V130H240ZM257 129V130H256ZM107 130H109V131H107ZM114 130V131H113ZM124 130H126V131H124ZM131 131L130 133L131 134H129L128 133V131ZM210 130V131H209ZM220 130H221V133H224V134H221L220 133ZM234 130V131H233ZM104 131V133H102ZM107 132V134H106V132ZM181 131V132H180ZM217 131V132H216ZM236 131V132H235ZM239 131V132H238ZM110 132V133H109ZM116 132V133H115ZM119 132V133H118ZM121 132V133H120ZM126 134V137H125V134ZM170 132H172V131H170ZM180 132V133H179ZM186 132H188V133H186ZM225 132H226V134H225ZM234 132V133H233ZM246 134H245V133ZM122 133L124 134V135H122ZM182 133V134H181ZM209 133H212V134H210L209 135ZM235 133H237V134H235ZM238 133H239V135H238ZM262 133H264V130H263V132L261 131V133L259 134V135H257V136H260V135H263ZM112 134V135H111ZM121 134V135H120ZM127 134H129V136H127ZM217 134V135H216ZM219 134H221L222 136H223V138H221L222 136L221 135H219ZM231 134H233V135H231ZM106 135H111V137L109 138L108 136H106ZM116 135H120L119 137L118 136H116ZM130 135H132V136H130ZM171 135V134H170ZM175 135V134H174ZM179 135H180V137H179ZM184 135H185V139H184ZM190 135V136H189ZM219 135V136H218ZM224 135H226V137L227 138H225L224 137ZM242 135V136H241ZM113 136V137H112ZM116 136V137H115ZM173 136V135H172ZM187 136H189V137H187ZM192 136H194V137H196V138H193ZM208 136L210 137L211 136V138H210V141H208L209 139H208ZM216 136H217V138H216ZM233 136V137H232ZM238 136L239 137H241V138H239V139H236V138H238ZM248 136V137H247ZM106 137H108V138H106ZM124 137V138H123ZM171 137V136H170ZM176 137V136H175ZM174 136H173V138L174 139H176ZM204 137H206V138H204ZM219 137V138H218ZM228 137H231L230 138V140H229V138ZM235 137V138H234ZM247 137V138H246ZM256 138V140H255V138ZM100 138H102V136H100ZM113 138V139H112ZM123 138V139H122ZM172 138V137H171ZM202 138H204L203 140H202ZM213 138H216V140L215 139H213ZM249 138V139H248ZM251 138V139H250ZM109 139V140H108ZM117 139V140H116ZM192 140V142H191V144L189 143V141L190 140ZM198 139V140H197ZM219 139H222V140H219ZM224 139V140H223ZM232 139V140H231ZM235 139L238 141L239 140V143H240V140L242 141L241 143H240V145L238 146V144H236L235 143ZM248 139V140H247ZM257 139H259V141H257ZM263 139H264V135H263ZM263 139H262V141H263ZM102 141H103V138L101 139ZM108 140V141H107ZM122 140V141H121ZM207 140V141H206ZM213 140H215V141H213ZM228 140V141H227ZM131 141V140H130ZM201 141V142H200ZM220 141H222V143L220 142ZM246 141V142H245ZM249 141H252V142H249ZM110 142V143H111ZM124 142V143H123ZM121 144H124L123 146H125V141H123ZM173 145H174V142H176V143H178L176 140L174 141V142H172V141H170ZM200 142V143H199ZM209 142V143H208ZM218 142V143H217ZM225 142H229V143H231V145H233L234 143H235V145H237L238 147H234L233 149L232 148H229V146H231L230 144H228V143H225ZM118 143H116V144H114V145H116V147H117V144ZM120 143H119V146H118V148H117V151H120V150H118V149H121V154H119L120 156L119 157H124V156H121V155H123V154H126V153H123L122 151V149H124V148H121L122 146L120 145ZM129 143V142H128ZM170 143V146L172 145ZM207 143V144H206ZM233 143V144H232ZM238 143V142H237ZM190 144V145H189ZM193 144H196V145H193ZM214 146H213V145ZM221 144V145H220ZM244 144H242L241 146L243 147L244 146ZM251 144H252V146H251ZM256 144V145H255ZM108 146H110V145H113L112 143L109 145V144H107ZM173 145H172V147H173ZM179 145H180V143H179ZM193 145V146H192ZM218 145V146H217ZM234 145V146H235ZM175 146H176V148H178L177 147V144H175ZM175 146H174V149H175ZM212 146V147H211ZM224 146H226V149H225V147ZM228 146V147H227ZM262 148V150L260 149V147ZM127 147V146H126ZM180 147H181V145H180ZM179 147V148H180ZM183 147V146H182ZM214 147V148H213ZM259 147V148H258ZM109 148H111V147H109ZM114 148V147H113ZM198 148H200V149H198ZM202 148V149H201ZM228 148V149H227ZM247 148H246V150H247ZM249 148V149H250ZM253 148H255L254 150H253ZM181 149V151L182 150H185V149H183V148H180ZM197 149V150H196ZM240 149H238L237 150V152L239 151ZM244 150H245V148H244ZM243 150V151H244ZM261 150V153H259V151ZM114 152V149L113 150H111L110 152ZM117 151H116V149H115V155H117L118 153H117ZM127 151H128V148H127ZM126 151V152H127ZM130 152H131V150H129ZM134 151H137V150H135L134 149ZM169 151V150H168ZM231 151H229L228 153L230 154L231 153V155L232 154H235V153H232ZM243 151H239V153H240V156H241V154H242V156H243V154H245V156H246V153H243ZM255 151H257V152H255ZM112 152V153H113ZM204 152V151H203ZM242 152V153H241ZM245 152V151H244ZM247 152V151H246ZM201 153V152H200ZM206 153V152H205ZM207 153H210V152H207ZM223 152L221 153V154H224ZM249 154H250V150H249V152H248ZM247 153V154H248ZM110 154V153H109ZM229 154H227L228 156H231V155H229ZM237 154V153H236ZM110 155H112L113 156V154H110ZM115 155H114V157H115ZM198 155V154H197ZM118 156V155H117ZM127 156V155H126ZM241 156V157H242ZM244 157V156H243ZM261 157H264L263 155L261 156ZM121 190V189H120ZM120 190H119V193H121L120 192ZM116 193L118 194V190L116 191Z\"/></svg>",
	"mask_w": 264,
	"mask_h": 264
}]
</instances>
